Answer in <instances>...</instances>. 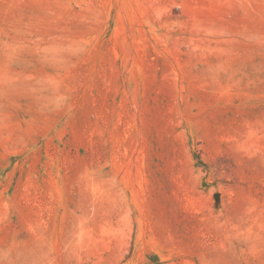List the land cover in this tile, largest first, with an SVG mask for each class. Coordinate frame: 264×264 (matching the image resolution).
<instances>
[{"label":"rangeland","instance_id":"obj_1","mask_svg":"<svg viewBox=\"0 0 264 264\" xmlns=\"http://www.w3.org/2000/svg\"><path fill=\"white\" fill-rule=\"evenodd\" d=\"M0 264H264V0H0Z\"/></svg>","mask_w":264,"mask_h":264}]
</instances>
